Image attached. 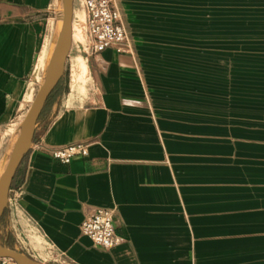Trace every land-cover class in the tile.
<instances>
[{
  "label": "crops",
  "instance_id": "0c3cea01",
  "mask_svg": "<svg viewBox=\"0 0 264 264\" xmlns=\"http://www.w3.org/2000/svg\"><path fill=\"white\" fill-rule=\"evenodd\" d=\"M58 1L0 0V173L19 100L57 38ZM235 1L227 39V27L210 22V0H118L135 55L80 54L86 92L40 113L1 243L22 215L49 257L8 247L43 264H264V0ZM74 10L75 0L65 66L77 46ZM78 77L70 72L71 84ZM77 143L86 155L52 157ZM97 206L114 208L122 237L109 250L79 231Z\"/></svg>",
  "mask_w": 264,
  "mask_h": 264
},
{
  "label": "rangeland",
  "instance_id": "374dc122",
  "mask_svg": "<svg viewBox=\"0 0 264 264\" xmlns=\"http://www.w3.org/2000/svg\"><path fill=\"white\" fill-rule=\"evenodd\" d=\"M116 2L119 4L118 0H116ZM236 3L237 2L235 0H210V22L212 23L213 21H215L214 24L217 25V21L219 20L218 24L220 25L224 24L227 27L226 28L227 39L229 38L232 39L234 35L232 29L234 24H236L234 13L235 11H237V8L235 6H240V5H235ZM241 6H245V3H243V5ZM57 8L58 10H56L57 14L56 17L54 18V24L56 25V28H60L59 19L62 13V0L58 1V5L56 6V9ZM242 11L249 12V8H245ZM84 14H85V10H83V5L81 0H75L73 39L75 44H77V46L73 49L72 53L69 55V59L66 62L67 64L65 66L61 80L58 82L57 86L52 90L50 96H48L49 98H47L48 99L46 100L47 102H45V105L41 111V113L42 112L44 113L43 115H45V117L49 115V112L52 111V109L55 106H58L60 101H64L66 100V98L67 99L71 98L69 102L73 103L74 99L75 100L77 99V96L84 95L86 92L85 82H86L87 73L84 72L83 66H80L78 69L79 77L77 78L75 84L73 85L70 82V72L72 75V65L74 61L77 60L82 64L84 61L79 56L85 51L84 49H86V47H89L90 40L89 37L87 36V33L85 32L86 26L83 21ZM222 20L224 21V23L222 22ZM130 40H131L130 55L134 56L135 52H134L133 40L131 36H130ZM48 59L46 60L45 63L44 72ZM230 69L231 67L227 66V72H229ZM43 76L39 79L37 83H29V86L24 92L23 98L19 100V108L16 114L14 115V119L12 122L14 123V125H18V129L15 131V133L19 132L20 123L23 120L24 116L26 115L31 102L40 84L43 81ZM13 146L14 145H11L10 149H12ZM6 161L7 160H5V162H3L2 164L3 168L6 164ZM5 218H6V213L4 211L3 216L1 218L2 225L4 223ZM12 223H13V230H12L13 232L10 234L9 239L7 241L8 245L6 246H13L14 244H16V241H18L17 243L21 245L23 251L25 250L26 245L29 244L30 247H33L38 251H40L43 257L45 258L49 257L47 253L48 249L46 245L44 244L42 239L33 231L32 227L29 225L25 217H23L22 215L19 216L15 215L13 217Z\"/></svg>",
  "mask_w": 264,
  "mask_h": 264
},
{
  "label": "built area",
  "instance_id": "2783aa9c",
  "mask_svg": "<svg viewBox=\"0 0 264 264\" xmlns=\"http://www.w3.org/2000/svg\"><path fill=\"white\" fill-rule=\"evenodd\" d=\"M86 14L87 31L90 37V50L94 53L105 48L119 53L130 54L131 40L123 22L116 0H81ZM87 154V145L69 144L56 149L52 157L68 163L75 156ZM114 208L97 206L86 212L79 225L80 234L89 239L92 247L109 250L122 241L114 225ZM2 264H16L8 258H1Z\"/></svg>",
  "mask_w": 264,
  "mask_h": 264
},
{
  "label": "water",
  "instance_id": "95a60500",
  "mask_svg": "<svg viewBox=\"0 0 264 264\" xmlns=\"http://www.w3.org/2000/svg\"><path fill=\"white\" fill-rule=\"evenodd\" d=\"M72 15L73 0H62L61 26L46 64L43 81L20 123L14 147L0 173V220L7 207L8 191L13 176L31 146L39 115L48 96L63 76L65 61L71 45ZM0 258L11 259L16 264H43L22 251L9 248L1 241Z\"/></svg>",
  "mask_w": 264,
  "mask_h": 264
},
{
  "label": "bare ground",
  "instance_id": "6f19581e",
  "mask_svg": "<svg viewBox=\"0 0 264 264\" xmlns=\"http://www.w3.org/2000/svg\"><path fill=\"white\" fill-rule=\"evenodd\" d=\"M61 15H62V13H61ZM59 24H60V26H61V17H60V19H59ZM60 26H59V27H60ZM80 66H83L84 69H85V66H84L83 63L81 64V62H79V61H77V60L74 61L73 65H72V78H73V79H75V76H76V74H77L78 69H79Z\"/></svg>",
  "mask_w": 264,
  "mask_h": 264
},
{
  "label": "trees",
  "instance_id": "16d2710c",
  "mask_svg": "<svg viewBox=\"0 0 264 264\" xmlns=\"http://www.w3.org/2000/svg\"><path fill=\"white\" fill-rule=\"evenodd\" d=\"M50 96V95H49ZM49 98V97H48ZM48 100V99H47ZM47 102V101H46ZM41 114H43V112L41 113Z\"/></svg>",
  "mask_w": 264,
  "mask_h": 264
}]
</instances>
